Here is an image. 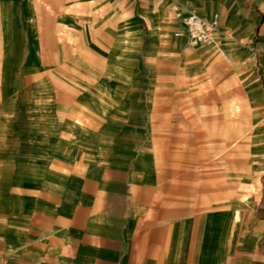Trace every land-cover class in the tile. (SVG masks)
Returning <instances> with one entry per match:
<instances>
[{
    "label": "crops",
    "instance_id": "obj_1",
    "mask_svg": "<svg viewBox=\"0 0 264 264\" xmlns=\"http://www.w3.org/2000/svg\"><path fill=\"white\" fill-rule=\"evenodd\" d=\"M78 3L116 12L111 52L127 65L142 18L158 27L172 12L184 29L176 6L219 13V30L264 48V0H0V264H264L263 194L206 211L203 195L189 199L188 174L174 176L187 165L146 146L119 77L62 82L76 71L61 61L76 58Z\"/></svg>",
    "mask_w": 264,
    "mask_h": 264
},
{
    "label": "rangeland",
    "instance_id": "obj_2",
    "mask_svg": "<svg viewBox=\"0 0 264 264\" xmlns=\"http://www.w3.org/2000/svg\"><path fill=\"white\" fill-rule=\"evenodd\" d=\"M77 7L76 58L61 61L76 71L62 82L97 84L119 77L129 89L126 110L141 115L146 146L158 147L161 156L169 149L177 167L187 165L174 176L188 174L190 200L203 195L206 211L254 207L264 195V48H251L223 28L213 42L189 46L174 36L170 12L158 27L151 22L149 28L142 18L139 57L127 65L126 55L111 52L116 12ZM124 18H133L132 9L126 8ZM96 19H109V25H94ZM104 31L108 43L101 42ZM118 61L124 74L111 75Z\"/></svg>",
    "mask_w": 264,
    "mask_h": 264
},
{
    "label": "built area",
    "instance_id": "obj_3",
    "mask_svg": "<svg viewBox=\"0 0 264 264\" xmlns=\"http://www.w3.org/2000/svg\"><path fill=\"white\" fill-rule=\"evenodd\" d=\"M219 13L206 17L193 11H183L175 7V18L184 29H177L175 36L184 37L190 46L211 43L215 40V33L219 30Z\"/></svg>",
    "mask_w": 264,
    "mask_h": 264
}]
</instances>
